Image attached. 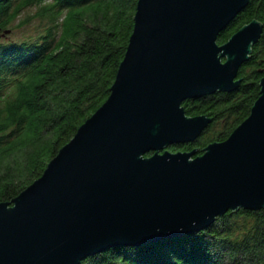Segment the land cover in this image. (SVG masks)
Segmentation results:
<instances>
[{"label":"water","instance_id":"1","mask_svg":"<svg viewBox=\"0 0 264 264\" xmlns=\"http://www.w3.org/2000/svg\"><path fill=\"white\" fill-rule=\"evenodd\" d=\"M249 1H138L107 100L38 180L0 203V264H80L264 208V77L250 115L226 140L202 154L169 149L194 144L213 120L188 116L186 100L239 88L264 24L254 19L218 39Z\"/></svg>","mask_w":264,"mask_h":264},{"label":"trees","instance_id":"2","mask_svg":"<svg viewBox=\"0 0 264 264\" xmlns=\"http://www.w3.org/2000/svg\"><path fill=\"white\" fill-rule=\"evenodd\" d=\"M139 0H0V203L12 202L38 180L48 164L107 100L135 27ZM47 23L43 41L4 39L31 6ZM257 19L264 0H250L222 31L219 44ZM264 77V31L239 71L231 93L217 92L183 104L188 116L213 120L197 150L226 140L249 115ZM150 152L148 155H151ZM80 264H264V208L229 211L208 229L140 247H115Z\"/></svg>","mask_w":264,"mask_h":264},{"label":"rangeland","instance_id":"3","mask_svg":"<svg viewBox=\"0 0 264 264\" xmlns=\"http://www.w3.org/2000/svg\"><path fill=\"white\" fill-rule=\"evenodd\" d=\"M37 9L38 6L35 5L23 10L10 25L8 31L2 33L4 39L16 43L25 42L27 44L37 40L43 41L42 37L45 35L44 33L47 29V23L36 16Z\"/></svg>","mask_w":264,"mask_h":264}]
</instances>
